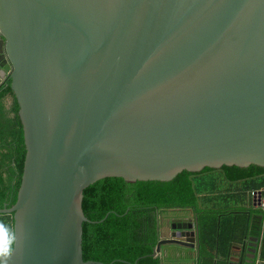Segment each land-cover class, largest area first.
I'll use <instances>...</instances> for the list:
<instances>
[{"label":"water","instance_id":"obj_1","mask_svg":"<svg viewBox=\"0 0 264 264\" xmlns=\"http://www.w3.org/2000/svg\"><path fill=\"white\" fill-rule=\"evenodd\" d=\"M5 79L25 146L0 209L18 229L11 264H102L81 258L83 191L99 179L264 167V0H0ZM156 221L152 256L199 255L197 219L171 220L169 239Z\"/></svg>","mask_w":264,"mask_h":264},{"label":"trees","instance_id":"obj_2","mask_svg":"<svg viewBox=\"0 0 264 264\" xmlns=\"http://www.w3.org/2000/svg\"><path fill=\"white\" fill-rule=\"evenodd\" d=\"M24 157L17 104L5 79L0 84V209L3 203H7L5 208L14 203ZM252 168L261 169L257 165H223L198 172L184 170L170 181L129 182L121 177L95 181L83 191L82 210L90 222L81 227L82 261L161 264L159 256H152L157 244V212L190 208L198 216V264H228L235 253L228 248L230 244L254 232L264 234L262 215L255 219L230 215L234 210H245V195L257 187L249 183L259 178L248 172ZM231 186L239 187L240 192L235 194ZM237 203L240 207L231 205ZM6 216L12 225L11 217ZM261 258L264 261V239Z\"/></svg>","mask_w":264,"mask_h":264},{"label":"flooded vegetation","instance_id":"obj_3","mask_svg":"<svg viewBox=\"0 0 264 264\" xmlns=\"http://www.w3.org/2000/svg\"><path fill=\"white\" fill-rule=\"evenodd\" d=\"M250 166V165H249ZM258 166V165H257ZM248 167V166H247ZM261 167V166H259ZM248 172L250 173H254V175L259 176V178H254L253 180H249V183L252 185H257L256 188H254V190H252L251 192H247V194L245 195V210H234L232 212H230V215L232 214H236L237 215H242L245 216L247 218L245 219H255L256 217L259 216H263L264 217V182L262 181V179L264 180V167L260 168H252L250 169ZM253 181V182H251ZM230 190L232 192H234L235 194L240 192V188L236 187V186H231ZM244 192V191H242ZM7 205V203H3L2 206L5 208ZM232 206L235 207H240V203L237 204H231ZM159 214V228H160V238H172L174 233H177L179 231V227H182V223H171V220H175V219H179V220H187L186 224H190L192 223L194 225L195 220H198V216L196 215V213L190 209V208H186V209H169V210H164ZM163 215H166L167 218L163 219ZM9 216L11 217V215L9 214ZM250 217V218H249ZM244 219V220H245ZM252 224V222H249V224ZM163 231H166V235H163ZM259 234H257V232H254L252 235L247 236L246 238H244L243 240H239L236 243H232L230 244V248L231 250L234 251H245L246 249H248L249 246H252L253 244H255V239H257ZM165 236V237H164ZM198 239L199 241L197 242L196 240V236H195V244L199 246V250L201 249V243H200V234L198 231ZM157 243H158V239H157ZM157 245V244H156Z\"/></svg>","mask_w":264,"mask_h":264},{"label":"crops","instance_id":"obj_4","mask_svg":"<svg viewBox=\"0 0 264 264\" xmlns=\"http://www.w3.org/2000/svg\"><path fill=\"white\" fill-rule=\"evenodd\" d=\"M163 219H166L167 216L163 215ZM163 235H166V231H163ZM165 237V236H164ZM258 247L256 251L255 260L253 264H264L263 259L261 258V251L263 248V239L264 234L260 233L258 236ZM238 251H235L230 257H239ZM197 252L187 247L179 245H165L161 247V253L159 255L161 264H198ZM243 261V260H242ZM231 262V259L228 260V263ZM242 264H244L242 262Z\"/></svg>","mask_w":264,"mask_h":264},{"label":"clouds","instance_id":"obj_5","mask_svg":"<svg viewBox=\"0 0 264 264\" xmlns=\"http://www.w3.org/2000/svg\"><path fill=\"white\" fill-rule=\"evenodd\" d=\"M18 245L17 226L0 220V264H11Z\"/></svg>","mask_w":264,"mask_h":264},{"label":"rangeland","instance_id":"obj_6","mask_svg":"<svg viewBox=\"0 0 264 264\" xmlns=\"http://www.w3.org/2000/svg\"><path fill=\"white\" fill-rule=\"evenodd\" d=\"M0 220L5 221L6 223H8V217L6 215L4 216H0Z\"/></svg>","mask_w":264,"mask_h":264}]
</instances>
